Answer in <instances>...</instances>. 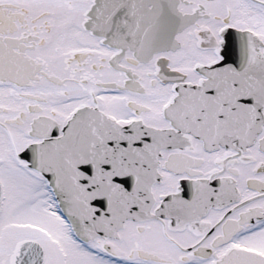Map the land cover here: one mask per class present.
<instances>
[{
	"label": "snow or ice",
	"instance_id": "6c2138e0",
	"mask_svg": "<svg viewBox=\"0 0 264 264\" xmlns=\"http://www.w3.org/2000/svg\"><path fill=\"white\" fill-rule=\"evenodd\" d=\"M0 264H264V0H0Z\"/></svg>",
	"mask_w": 264,
	"mask_h": 264
}]
</instances>
